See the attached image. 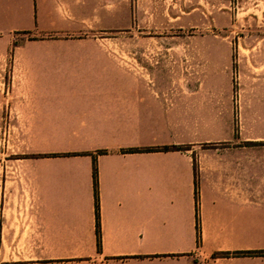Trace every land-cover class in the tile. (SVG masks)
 I'll list each match as a JSON object with an SVG mask.
<instances>
[{
  "label": "crops",
  "instance_id": "obj_1",
  "mask_svg": "<svg viewBox=\"0 0 264 264\" xmlns=\"http://www.w3.org/2000/svg\"><path fill=\"white\" fill-rule=\"evenodd\" d=\"M72 26L57 0H0L6 44ZM29 44L97 58L24 59ZM17 47L12 110L19 130L36 133L31 154L46 155L28 157L31 208L18 230L2 223V264L14 260L5 243L17 242L34 246L37 264H264V255L219 254L264 249V101L244 113L217 79L165 90L132 54L138 45L32 39ZM164 145L184 148L147 149Z\"/></svg>",
  "mask_w": 264,
  "mask_h": 264
},
{
  "label": "rangeland",
  "instance_id": "obj_2",
  "mask_svg": "<svg viewBox=\"0 0 264 264\" xmlns=\"http://www.w3.org/2000/svg\"><path fill=\"white\" fill-rule=\"evenodd\" d=\"M57 3L63 17L71 19L75 26L41 35L18 34L7 44L0 41V228L8 222L18 230L31 208L35 187L34 169L27 161L38 148L36 133L19 130L12 110L11 66L18 58V44L41 39L43 43L55 44L138 45L131 48L132 54L147 61L148 74L160 77L159 84L165 90L173 85L193 88L217 79L232 86L238 109L244 113L261 107L264 101V0ZM51 13L50 18L56 21L57 10ZM48 22L55 28V22ZM21 54L24 59L34 60L97 58L96 53L80 48H39L31 44L23 47ZM62 90L81 89L67 85ZM4 246L6 259H14L5 260L4 264H37L29 258L33 256V245L17 242Z\"/></svg>",
  "mask_w": 264,
  "mask_h": 264
},
{
  "label": "trees",
  "instance_id": "obj_3",
  "mask_svg": "<svg viewBox=\"0 0 264 264\" xmlns=\"http://www.w3.org/2000/svg\"><path fill=\"white\" fill-rule=\"evenodd\" d=\"M182 149L184 148L181 145H164L162 147H149L148 150L152 149ZM100 152H105L104 150H100ZM46 154H31L29 157H36V156H45ZM56 155V154H54ZM93 177H94V188H95V203H96V214H97V226L98 229L100 227V214H99V180H98V167L96 163V159L94 160L93 164ZM197 199H198V191H197ZM197 240L198 243H200L201 235H200V224L199 221H197ZM98 246L100 248L101 246V238L100 235H98ZM221 256H231V255H242V254H255V255H264V249L259 250H253V251H222L219 253Z\"/></svg>",
  "mask_w": 264,
  "mask_h": 264
}]
</instances>
